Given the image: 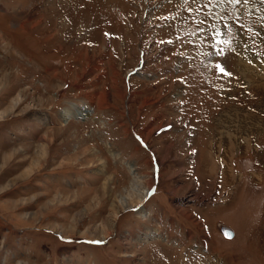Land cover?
Returning <instances> with one entry per match:
<instances>
[{
    "label": "rangeland",
    "instance_id": "1",
    "mask_svg": "<svg viewBox=\"0 0 264 264\" xmlns=\"http://www.w3.org/2000/svg\"><path fill=\"white\" fill-rule=\"evenodd\" d=\"M0 264H264V4L0 0Z\"/></svg>",
    "mask_w": 264,
    "mask_h": 264
},
{
    "label": "bare ground",
    "instance_id": "2",
    "mask_svg": "<svg viewBox=\"0 0 264 264\" xmlns=\"http://www.w3.org/2000/svg\"><path fill=\"white\" fill-rule=\"evenodd\" d=\"M241 117V116H240ZM243 117V116H242ZM250 120V119H249ZM251 121H253V120H251ZM251 121H248L247 119L246 120H244V126H245V128L247 129V135L246 136H248L249 138H252V135L253 134H255V131H252V129H255L256 127L255 126H253V122H251ZM243 122V121H242ZM240 123V122H239ZM244 126H242V127H244ZM253 126V127H252ZM241 127V126H240ZM243 131V130H242ZM244 131H245V129H244ZM257 131V130H256ZM230 136V135H229ZM225 140V139H224ZM228 141V140H227ZM241 143V142H240ZM221 144H223V143H219V146L221 145ZM225 144H227V143H225ZM225 144H223V145H225ZM243 146H239V147H237V148H239V151L241 150L240 148H242ZM237 148H235L234 147V149H237ZM217 150H218V146H217ZM225 151H227V149H225L224 150V153H225ZM232 151V150H231ZM223 153V154H224ZM223 164V169L225 170H227V166H225V164L224 163H222ZM226 173H225V175H227L228 176V178H231V174L229 175V171L227 172V171H225ZM150 187H151V183L150 184H148V186H147V188H146V191L147 190H150ZM145 191V192H146ZM145 192H142V195L138 198V202L141 200V197L145 194ZM144 197V196H143ZM137 202V203H138ZM136 203V204H137ZM132 207H134V206H132ZM131 207V208H132ZM221 228H223V227H221ZM228 229V228H227ZM230 230V229H229ZM232 231V230H231ZM233 237V236H232ZM231 237V238H232ZM231 238H228V239H231Z\"/></svg>",
    "mask_w": 264,
    "mask_h": 264
},
{
    "label": "snow or ice",
    "instance_id": "3",
    "mask_svg": "<svg viewBox=\"0 0 264 264\" xmlns=\"http://www.w3.org/2000/svg\"><path fill=\"white\" fill-rule=\"evenodd\" d=\"M221 2H228V3L239 4V3H241V0H221ZM243 2H244V3H248L249 0H243ZM260 2H261L262 4H264V0H260ZM251 31H252V30L249 29V32H251ZM106 35H108V34H106ZM229 43H230V42H229ZM216 68H217V70H218L220 73H222L223 75H226V76H230V75H231V73H230V72H227L226 69H225L224 67H222L220 64H217V65H216Z\"/></svg>",
    "mask_w": 264,
    "mask_h": 264
},
{
    "label": "water",
    "instance_id": "4",
    "mask_svg": "<svg viewBox=\"0 0 264 264\" xmlns=\"http://www.w3.org/2000/svg\"><path fill=\"white\" fill-rule=\"evenodd\" d=\"M221 232L227 239L233 236V232L227 228H221Z\"/></svg>",
    "mask_w": 264,
    "mask_h": 264
},
{
    "label": "crops",
    "instance_id": "5",
    "mask_svg": "<svg viewBox=\"0 0 264 264\" xmlns=\"http://www.w3.org/2000/svg\"><path fill=\"white\" fill-rule=\"evenodd\" d=\"M225 139H228L229 141H232L233 140V138H230V136H228V138H225ZM232 139V140H231ZM221 146H222V144L219 146V148H221ZM235 154H239V153H235ZM229 159V158H228ZM218 160H220V159H218ZM218 160H215V161H218ZM215 161H213L211 164H210V166L212 167L214 164L213 163H215ZM211 162V161H210ZM213 164V165H212ZM210 167V168H211ZM204 171H206V169L204 170Z\"/></svg>",
    "mask_w": 264,
    "mask_h": 264
}]
</instances>
